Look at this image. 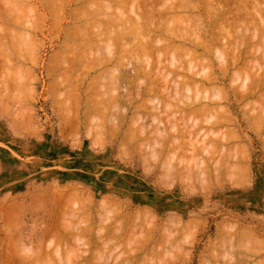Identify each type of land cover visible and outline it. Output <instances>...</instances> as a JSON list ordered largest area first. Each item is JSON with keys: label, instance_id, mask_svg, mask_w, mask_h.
I'll list each match as a JSON object with an SVG mask.
<instances>
[{"label": "rangeland", "instance_id": "rangeland-1", "mask_svg": "<svg viewBox=\"0 0 264 264\" xmlns=\"http://www.w3.org/2000/svg\"><path fill=\"white\" fill-rule=\"evenodd\" d=\"M119 1L0 0V264H18L21 258H28V252L31 251L29 253V255H31L33 248L34 250L35 248L38 249V251L35 250L36 253H43L42 256H40V259L43 257V259H41L42 261L38 256L40 254L37 255L33 253L34 255H31L33 257L37 255L38 260L42 262H37V260L34 262L35 264H45L46 262L44 263L43 260H50L52 264H69L72 259H70L71 254L69 256V252L67 251L71 253L73 249H76L74 247H77L79 244L76 243L77 245H75V242L81 239L80 237L82 236L80 235H84L82 239H85L83 240V242H85L81 243L82 246L80 245L79 254H77L78 257L82 256L81 259L84 258L81 263H87L88 261L87 264H264V122L259 121L261 124H256V126L262 125L260 128H258V126L255 128L254 124L257 123V118L260 117L257 116L255 118V116L258 115L257 110L261 111L259 107H261L264 102V87L260 90L257 89L256 97L252 96V99L249 97L243 98L244 101L243 99L242 101H238L239 99L235 98L233 95L234 92V94H236V92L237 94L242 93L241 90H243L244 87L242 88L240 86V82L243 81V79V82L247 79L248 82L246 81L247 83H245L248 84L249 78H256L258 75H264L253 74L258 70L261 72L264 69L262 67L264 66V56L262 55L261 49H257L255 52H257L256 57H258L253 58L254 61L258 63L254 62L251 58V50L254 51L256 49L255 47L253 48V46L256 45V43L258 44L259 38L252 37L253 31L251 29H254V27L250 25L255 22L253 19L254 16L255 19H258L256 16H259L257 14L264 8V0H243L242 3L244 7H239L241 6V1L239 0L237 5H233V2H228L232 6V10L235 7L240 8V10L241 8H246V12L249 13H244L245 9H242L244 11L242 12L241 10L242 16L245 15V17L242 22L235 21V24L231 21L232 18H230L232 14L227 15L229 16L227 18H229V20L231 19L230 27L228 26L230 21L227 20L229 23L225 22L226 20L224 21L226 24L225 28L232 27L230 31L228 28V30L226 29L230 32L226 38L232 43V45L230 43L231 48L233 43L237 46L236 42L238 41L239 44V41L241 43L242 39L243 41L245 40L248 45L252 42L251 47L253 49L250 50L251 54L247 53L249 56L245 54L247 63L245 64L246 67L242 69L243 71L247 68L243 71V73L246 72V74H241V71L239 74H232V71L234 72L237 70L236 67H229V74L223 75L196 74L194 76L193 74L184 73L170 74L171 76H168V81H165L167 84L163 82L159 84L161 81H159L160 77L158 76V79L157 75L160 74H139V76H144L143 79H145L141 82H147L145 84L150 85L153 84L152 82L154 81V78L151 79L152 76L156 75L157 78L154 76L156 78V83L159 82L157 84L160 86L164 84L162 87L164 90H160L162 88L155 83L152 86L144 84L143 86L141 85L142 83H139L141 78L137 79L139 76L134 77V74L131 76L130 71L133 66L145 64L143 60L144 57H149L146 58V60L149 59L152 64H155L157 56L151 51L146 52L147 54L139 51L136 43H138V39H144V36L142 38L141 36L136 38V36L133 35L134 33L131 34V27H129V29L126 28L130 21L131 23L133 22L132 18H137L136 13L138 12L136 11L135 13L127 10L128 7H131V5L128 6L130 0H127V4L126 0H124V2ZM158 1L154 2L156 8L160 7L157 6L158 3L163 4L165 2V5L163 4L161 7L167 6L168 2L171 3V0H164L163 3ZM220 1L217 3L218 5L223 3L222 1L220 3ZM105 2L106 4H110L107 6H111V8L107 7L104 4ZM134 2H131V4L133 3L132 9H129L135 11L136 8L133 9L135 6ZM216 2H218V0ZM215 3L213 2L212 4ZM185 6L181 8V13L179 12L178 14L176 11V14L178 16L181 14L180 17L184 15V13L187 16L189 15L188 17L185 15L184 17L182 16L184 18L182 22L187 19V22H184L186 25L190 24L188 20L192 17V20H194V18H201L203 22L207 19L206 14L204 15L202 11L191 7L185 8ZM258 6H262V8L260 7V9ZM119 7L121 10H119ZM161 7L159 9H162ZM215 7L219 8L216 4ZM256 7L258 12L256 9L255 11L253 9ZM114 8H116V10ZM117 9L119 14H117ZM198 11L200 14L199 16H197ZM256 12L257 14H255ZM155 13L152 15L153 18L157 15V13L156 15ZM108 14L111 16L117 14L115 17L112 16L114 19H118L121 15L123 19H125L124 16H126V14L132 16H130L129 22H125L126 25L123 26L122 29L121 26L124 20L122 19L121 22H119L115 19V23L111 24L114 19L112 20L110 16L111 19L108 18L107 20L105 15ZM134 14L135 16L133 17ZM171 14L172 13L166 17L171 18ZM185 17L187 18L185 19ZM189 17L190 19H188ZM158 19L159 17L157 20ZM170 20L168 23L171 22ZM159 21L160 20H158V22ZM173 21L171 23H173ZM196 21H194L193 24H195ZM155 22H152V26H156ZM242 23L246 24L243 25ZM193 24L192 26H194ZM236 24L238 27L235 26ZM257 24H260V18L255 25ZM177 25H174V27H178ZM181 25L182 28L185 27V24L182 23ZM128 26H131V24H128ZM189 26L192 27L191 25ZM233 27L236 28L233 29ZM171 28H173V26ZM204 29H206V27ZM236 29L238 30L235 31ZM244 29L247 31H244ZM188 30L189 29L185 28V30L181 32L188 33ZM194 30L195 33H202L201 30L198 32L195 26ZM249 30L252 35H250L251 33ZM190 31L192 30L190 29ZM238 31L240 35H237L239 34ZM179 32L174 33L178 34ZM173 34L169 33V35L165 34L167 36L164 35L165 38L163 35L161 37L167 40V38H172ZM199 35L197 36L199 37ZM201 35L200 39L202 38ZM238 36L243 37L239 40L240 37ZM159 37H157L158 42L156 43L162 45L165 41H163L164 39L162 38L159 39ZM177 39L179 38L174 39V44L178 45V43H180L182 45L183 42H179L182 40ZM161 40L162 42H160ZM227 40L224 38L223 41L226 43ZM141 41L143 42L144 40ZM219 41L221 40L219 39ZM261 41L264 42V37ZM222 43L224 44V42L221 41L220 45H222ZM241 44L238 46L240 47ZM251 47L249 45V48ZM106 48L112 49L111 51L113 54L111 51L110 53L112 56L115 55V57H113L114 60H112L113 58L111 56L109 57L110 53L109 55L107 53L109 49L106 50ZM245 49L247 50L248 47ZM227 50L230 52V48ZM177 52L178 50L174 52V55H169L170 53H160V58L161 56L163 58L165 57V59L162 58V63L166 65V62L168 63V61H170L167 59L172 56L175 60L178 59L176 63L181 59L178 65L186 66V62L183 60L186 61L188 57L185 59V56L182 57V55H184L182 52ZM255 52L253 55H255ZM198 53H200V51ZM258 53L259 55L262 53L261 55L263 57L259 56ZM229 54L231 55V52ZM105 57L106 59L108 58V64L104 63V65L101 66L102 62L105 61ZM115 58L117 59V63L119 62L123 67H121V65H119L121 68L119 66H114V62H116ZM121 58L125 62L123 61L121 63ZM216 58L215 54L212 55V53H210L205 55L204 58L197 59L194 63L198 67L203 63L202 66L205 69L204 71L214 72V70L221 65L219 64L220 61H217ZM94 59L97 60L95 61ZM101 59L102 61L100 62ZM98 61L100 65H98L99 63L94 65V63ZM141 62H143V64ZM96 65L98 66L96 67ZM241 65L242 62L239 63L237 67H241ZM257 65H259L260 68L256 67ZM112 67H117L120 72L122 69H124L123 72L128 69L130 78H132L128 79L129 75L127 73L126 75L121 74V76H123L122 80L119 79L120 75L116 73L117 68H115V70L113 69L114 72ZM104 70L106 71L104 72ZM259 71L257 73H260ZM247 73L250 74L248 75ZM114 75L118 78L119 81H117L119 83L121 82V85H118L119 83L115 81L118 87L114 84L115 88L112 90L111 83H114L112 79H117ZM117 75H119V77ZM189 75L196 78L195 82L200 79L199 82L197 81L198 84L201 83L202 78H212L211 82L208 83L206 81L203 83L204 85L201 84L200 86H203L200 89L205 88L206 92L210 95L213 91L219 92V95L221 92L220 96H222V99H219V96L208 105L210 110L212 108L215 109L211 110L213 111V115L208 113L210 117H214L218 113L216 115L217 117H215L217 118L215 121H218L219 124H217L216 127L210 124L214 122L212 118L209 119L210 123H206V119L202 121L204 120V115L201 116L203 117L202 120L200 116V119L195 116V119L198 118L200 120L198 122H194V118H190L191 120L184 119L187 120L185 121L187 125L184 120H182L180 114H183V111L180 113L176 106H183L186 100H184L185 95L183 96L182 94H192V91L186 92L183 90L185 87L179 82L180 80H184L187 76L189 77ZM180 76L183 77L181 78ZM133 77L138 82L133 80ZM146 77L151 80L150 83H148ZM234 77H236V79L232 81L231 78ZM261 78L264 77L261 76ZM131 80H133L134 83ZM128 81V85L131 86H129V88L128 85L127 87L125 86ZM135 82L137 83L136 85ZM174 83L176 85H174ZM140 86L142 89L143 87H153L152 89H154L155 92L152 90L153 93L150 92V95L140 94L141 96L139 95V97L137 96L139 92L136 93L135 90L139 89L140 91ZM181 86L183 88H181ZM188 86L190 85L188 84ZM164 87H166L167 90H165ZM171 88L173 90L176 88L178 91L177 95H179L177 97H179V100L183 98V102L181 100V102H177V99L169 101L171 98L173 99V97L177 98L175 93L172 94L174 91ZM191 88L192 87H190V89ZM191 90H193V88ZM162 91H170V96H172L170 97L167 93H163L164 95H162ZM117 94L119 95V99L117 97L118 101L115 98ZM166 94L168 95V99L165 98L167 97ZM129 96L133 98L130 99ZM224 96H227V98ZM120 97L122 102H119L121 101ZM147 97L150 98L151 102ZM152 97H156L154 102L161 101L162 103L158 102L159 104L155 105L154 102H152ZM158 97L160 100H158ZM113 99L116 101L115 104ZM203 100L204 99H202L198 105H206L209 101L205 99L207 102L205 103ZM259 100L262 103L259 102ZM168 101L169 104H171L170 106H168ZM149 102L155 106L161 105L160 107L158 106V109H160L159 112L154 106V109H157L156 113ZM166 103L168 105H166ZM74 105L75 108L78 105V110L74 108ZM218 107H220L221 110L228 111H223L226 115L222 113L225 117L229 116V118L226 117L228 121H226L224 115L222 116L221 114L220 115L224 117L223 121L220 118L218 119L221 111ZM216 110H218V112ZM263 110L261 111L262 113ZM214 112H216V114H214ZM172 113L173 115L175 113V115L173 116ZM227 113L229 115H227ZM259 115L264 116V113L261 114L259 112ZM154 116H156L157 119L159 118V123H162L165 129L161 127V124L158 122L156 123L155 119V122H152V117ZM179 117L182 121L179 120ZM134 118L136 119L135 122H133ZM75 119H77L78 123ZM190 121L191 124L193 123L192 125L188 124ZM250 121H253V124ZM154 123L160 125H157L160 130L161 128L164 129V131L161 130V132L166 131L164 136L160 133V135H156L160 130L157 131V129H155L156 133L153 132V129L157 128L153 127L156 126ZM174 123H179L177 125L181 128ZM169 124L171 125L170 129L175 126L176 129H168V126H170ZM182 124L183 127L184 124L186 125L184 128L190 126V132H188L189 128H187L188 130L184 129ZM197 125L199 129L196 130V128H198ZM209 126L212 132L216 130L219 134L222 133L220 135L221 138L222 135L225 134V136H227V138L225 137L226 140H222L224 136L222 139L219 138L217 132L212 135V132L210 133L211 129L208 130ZM138 127H142L146 132L143 133L144 130L141 131V128L139 131ZM200 128L203 130L204 134L206 130H208L209 132L206 134L208 136H204ZM194 130H196V133ZM198 130H201V132ZM179 133L181 134L179 135ZM172 134L173 136H171ZM177 134L179 137L176 136ZM196 134L201 136L199 137ZM124 135H127L126 139H124ZM191 135L194 136L192 137ZM195 135L197 138H195ZM202 135L203 138L205 137L204 139ZM155 136H162V139L165 136L164 139L169 138L166 139V142H162V140H160L161 138L159 139L161 141H159L160 144L163 145V147H161V145L156 142L158 137ZM190 137L192 138L190 139ZM170 138L173 141L178 139V141L173 142ZM123 139L124 141L122 142ZM193 140L196 146L194 142L192 143ZM201 140H206V145L203 141L204 144L202 146ZM219 141L222 142L220 144H223L222 146L224 147L219 145ZM154 142H156V144H154ZM208 142H212L215 147H218V145L222 147L219 151L212 148L215 153L209 149V152H211L210 154H214V157L210 155L209 158V152H204V147L206 148L211 145L208 144ZM120 143L123 144L120 145ZM191 143L193 144L192 147L189 146ZM145 144L146 146L148 145V147H156L155 149L157 150L158 148L159 150L156 151L153 149L154 151L150 152L152 149L149 150ZM143 146H145V148ZM214 146L211 145V147ZM225 147L227 151L231 150V152H233L230 154L231 156L234 153L237 155L234 154V158L232 157V159H229L231 156L229 158L226 157V153L224 154L222 151H226ZM217 149H219V147ZM195 150H197V152ZM192 151H194L193 155ZM221 151L222 153H220ZM229 153L230 152H228V154ZM149 154L158 157L155 159ZM219 154L220 156L223 154L226 155V158L224 155L223 158H220V156H218ZM165 157H170L169 165L167 164L168 162L164 163L168 161V158L166 159ZM217 157V160H219V158L220 160H225L224 166L227 165V162L230 161L232 163L234 161L232 165H236L237 167L229 168L234 170L233 172H235V174L232 173L231 170L232 174L230 175V169L228 170L227 166L225 167L228 171L226 169L224 170V167L222 169L219 166V168L223 170L221 175H219L220 173H218V171L220 169L217 165L220 160L217 165L215 163L217 168H215V165L212 167ZM207 158H209V160ZM211 158H213V160ZM197 159L198 161L201 159L203 162L202 167L205 164L207 167L205 166L201 169L200 165L202 163H200L201 161L196 162ZM227 159H229V161H227ZM178 160H181V162ZM192 161L196 164L194 165ZM209 161L212 163L211 166L207 164ZM230 162L228 166H232ZM162 163L171 167H168L169 171L166 170L168 169L166 168L167 166L163 168ZM191 163L194 166L193 169ZM197 165V168H200V171L198 169L199 173L201 170L203 172L207 170L205 173L201 172V177L198 175L199 173H195L197 172L195 171L197 170L195 167ZM185 166H190L192 171L194 170V174L192 172L191 175L189 173H187L188 175L185 174V172L190 171V168L188 167L189 169H187L186 167V170ZM214 169L217 170L216 174L219 175V178H216L218 175L216 176ZM225 173L227 174L224 175ZM196 174L198 176H195ZM228 174L231 176V179ZM236 174H241L242 177H240L241 179L237 178L239 181L236 180L235 182L233 176L236 177ZM229 179L230 181L233 179L234 182L231 181L230 183ZM70 193H72L73 196L69 195ZM107 200L109 202H107ZM102 206H104V208ZM64 224H66L68 228L65 227L64 229ZM69 224L72 225H70L72 227L70 231L72 232L73 230L74 233L69 232ZM73 224H76L75 229H73V226H75ZM54 227L55 229L57 227L56 230L59 231L58 233ZM52 229L55 230L57 234L53 233L51 236ZM45 230H48L49 233L51 231V233L47 235ZM76 232H78L79 236L73 238L71 234L76 236ZM58 234H63L64 236H59ZM41 237L43 243L41 242ZM55 237H58L57 239H59V237H61V239L64 237V240L62 239L63 241L60 243ZM76 238L78 239L76 240ZM50 240H55V243ZM37 241H39V244L41 242L40 247L44 246V248L42 247L41 249L39 245H36L38 244ZM52 243H54V246ZM25 245L31 249L28 251L26 247L28 252L23 253V250L26 248L20 249L19 247ZM31 245L33 246L31 247ZM55 245L58 246L57 248L59 249H57ZM13 246L15 249L18 247L16 249L17 251ZM37 246L40 248L41 252ZM71 247L72 250L70 249ZM55 250H60L62 256H59L60 251L56 252ZM82 251L83 253L80 255ZM65 252L66 254H64ZM74 252H77V249ZM74 252L73 255H77L74 254ZM22 253L24 255L20 257ZM67 255L69 256V261L66 260ZM57 256H59V260L63 258L68 261V263L64 260L59 261ZM24 258L21 260H23L25 264H33L31 262L26 263L27 260L25 261ZM134 258L136 259L134 260ZM48 261L47 264H51L48 263ZM57 261H59V263ZM79 261L75 260L72 262H74V264H80ZM104 261L105 263H103ZM21 263L20 261V264Z\"/></svg>", "mask_w": 264, "mask_h": 264}, {"label": "bare ground", "instance_id": "bare-ground-1", "mask_svg": "<svg viewBox=\"0 0 264 264\" xmlns=\"http://www.w3.org/2000/svg\"><path fill=\"white\" fill-rule=\"evenodd\" d=\"M115 1H116V0H115ZM117 1H119V0H117ZM121 1L124 2V0H121ZM121 1H119V2H121ZM130 1H131V2H134V0H130ZM130 1H129V2H130ZM136 1H137V0H135V2H134V5H135V6H134V8H133V9L136 8L135 11H134V10H130V9H132V5H133V3L131 4V2H130V4H129V2H128V6L131 5V7H128V6H127L128 8H127V7H126V8H127V10H129L130 12H135V13H136V11H137V12H138V13H136L137 18H132V21H133V22L131 23V21H130L129 18H130V16H132V15L129 16L128 14H126V16H124L125 19H123L122 15H121L118 19L115 18V19H117L119 22H121L122 19L124 20V22H122V26L119 25V24H121V23H119L118 21H116V22H118V23H119L118 25L121 26V28L123 29V26L126 25L125 22H126V21H127V22L130 21L128 24H131V26H128V24H127V27H126L127 29H129V27H131L130 30H132V33H131V32H130V33H131V34L134 33L133 35H135L136 38L139 37V36H141V38H142V37L144 36V39H143V38L141 39V40H144L143 42H142L140 39L137 40L138 43H136V44L138 45L137 48L139 49V51H141V53H144V54H147L146 52H149V51L154 52V54H156V56H157V59H156V63H155V64H154V63L152 64L151 61H149V59L146 60V58H149V57H146V58L144 57L143 60L145 61V64H144V65H140V66H133L132 70L130 71L131 76H132L133 74H134V77L139 76V74H146V75H147V74H160V75H157V77H158V76L160 77V80H159V81H161V83H159V82H157V83L162 84V82H163L164 84H165V83L167 84V82H165V81L168 79V76H169L170 74H183V73H184V74H193L194 76H195L196 74H222V75H223V74H229V73H228V72H229V67H236V69H237V70H236V69L234 68L236 71H234V72L232 71V74H239L240 71H241L240 73L242 74L243 71H245V69H247V68H245V69L242 71L243 67H246L245 64L247 63V62H246V59H245V54L250 53V50H251V49H253L254 47L256 48L254 51L251 50V52H252V57H251V56H250V57L253 59V61H254V58H255L256 55H257V52H255L257 49H261V52L263 53V54H262V53H261V54L264 56V42L261 41V39L263 40V37H264V8H262V6H258V8L261 7V8L263 9V10H262V9L260 8L261 10H260V13H258V14H257V12H258V11H257V7H256V8H253L254 11H255V9H256V11H257L255 14H257V15H259V16H256L258 19H255V16H254L253 19L255 20V22L253 21L254 23H253V24H250V25H252V26L254 27V29H253V28H252V29L250 28V29L253 31V35H252V33L250 32V30H249V32L251 33L250 35H252V37H257V38H259V42H258V44L256 43V42L258 41V40H257V41L255 42L256 45H254L253 48H252V47H251V46H252V45H251L252 42H251V43L249 44L251 48H249L248 43H247L245 40L243 41V39L241 40V38H242L243 36H242V37H241V36H238V37H240L239 40H241V43H242V44L240 43V41H239V44H238V41H237V42H236V43H237V46H236L235 43H233V46H234V47L232 46V48H231V46H230V43H231V42H229V41L227 40V38H226V36L230 33V32H229L230 29L232 28V27L229 28V27H230L229 25H231V21L234 22V24H235V21H237V22H239V21L242 22L243 18L245 17V15L242 16V15H243L242 12L245 11L244 13H246V14H249V13L246 12V8H244L245 10H244L243 8H241V10H242V9L244 10V11L242 10V12H241L240 8H237V7H235V8L233 7L234 9L232 10V9H231L232 6H231L228 2H230V3L233 2V5H237V3H238L239 1H241V2H240L241 4L239 3L241 6H239V7H244V6H243V3H242L243 0H239V1H238V0H231V1H229V0H221V1L223 2L222 4H219V5H221V6H219V5L217 4V3H219L220 0H218V2H216L217 0H193V2H196V3H193L192 0H174V2H173V0H171V3H170V2H168V1H169V0H168V1H166V2H168V3H167L168 5L165 6V7H164V6L161 7V5H163V4L165 3V2L163 3L164 0H161V1H160V0H159V1H158V0H155L156 2L158 1V2H160V3H161V2L163 3V4H159V3L157 4V6H160L162 9H159L160 7H159V8H158V7L156 8V7L154 6V2H155L154 0H150V1H149V0H138V1H137V5H136ZM221 1H220V3H221ZM77 2H78V1H77ZM101 2H102V1H101ZM213 2H214V3L216 2L215 4H216V6H218L219 8L215 7V4H212ZM259 2H260V1H259ZM89 3H90V2H89ZM169 3H170V4H169ZM100 4H101V3H100ZM104 4H105L106 6H107V5H110V4H106V2H105ZM104 4H103V5H104ZM122 4H123V3H122ZM126 4H127V0H126ZM155 4H156V3H155ZM239 4H238V5H239ZM254 4H255V3H254ZM263 4H264V3H263ZM101 5H102V4H101ZM164 5H165V4H164ZM185 5H186V6H185ZM189 5H190V6H189ZM94 6H95V5H94ZM115 6H116V5H115ZM183 6H185V8H190V7H191V8H193V9H196V10L202 11V12L204 13V15L206 14L207 19H205L204 22L201 20V18H198V19L196 18L197 21H196L195 18H194V20H192L193 17L190 19L191 16L188 18V19L191 20V21L188 20V21L190 22V24H189V22H188V24L191 25V26H192V24L194 23V21H196L195 24H193V25L198 29V32H200V30L202 31L201 34H202L204 37H203L200 33H195V32H194V31L196 30V29L194 30V26H192V27H193V29H192V27H190L189 25H186V23H184V22H187V19H186V18H187L189 15L187 16V15L184 13V15L187 16V17H185L186 20H184V21L182 22V20L184 19V18H183L184 15H182L183 17H182V16L180 17L181 14H180L179 16L176 14L177 12H178V14H179V12L181 13L180 10H181V8H182ZM188 6H189V7H188ZM213 6H214V8H213ZM251 6H252V5H251ZM98 7H99V6H98ZM107 7H110V8H111V6H107ZM113 7H114V6H113ZM120 7H121V6H120ZM120 7H119V10H121ZM263 7H264V5H263ZM11 8H12V7H11ZM121 8H123V7H121ZM129 8H130V9H129ZM183 8H184V7H183ZM107 9H108V8H107ZM114 9L116 10V8H114ZM114 9H113V10H114ZM115 10H114V11H115ZM127 10H126V11H127ZM178 10H179V11H178ZM184 10H185V9H184ZM186 10H187V9H186ZM196 10H195V11H196ZM258 10H259V9H258ZM176 11H177V12H176ZM188 11H189V10H188ZM193 11H194V10H193ZM199 11H198V13H197V14H198L197 16L200 15V14H199ZM94 12H95V11H94ZM118 12H119V11H118V9H117V14H119ZM155 12L157 13V15H156ZM240 12H241V13H240ZM252 12H253V11H252ZM154 13H155V15H156L157 18L159 17V19H158V20H160L159 22H158V20H157L156 17H155V18L152 17V15H153ZM170 13H172V14H171V15H172L171 18H170V17L167 18L166 16H168ZM194 13H195V12H194ZM200 13H201V12H200ZM203 13H202V14H203ZM250 13H251V12H250ZM117 14H115V15L117 16ZM121 14H123V13H121ZM230 14H232V16L230 17V18H232V20L230 19L231 21L229 20V18H227V17H229V16H227V15H230ZM240 14H241V16H240ZM251 14H252V13H251ZM255 14H254V15H255ZM115 15L113 14L112 16L115 17ZM155 15H154V16H155ZM191 15H193V14H191ZM194 15H196V14H194ZM204 15H203V16H204ZM108 16H109V17H108ZM110 16H111L110 14L105 15V17H107V20H108V18L111 19L112 16H111V17H110ZM134 16H135V14L133 15V17H134ZM80 17H81V16H80ZM86 17H87V16H86ZM86 17H85V18H86ZM89 17H90V16H89ZM103 17H104V15H103ZM114 17H112V20L114 19ZM249 17H250V16H249ZM251 17H252V16H251ZM126 18H128V19H126ZM162 18H163L164 20H163ZM259 18H260V24L255 25L256 22L259 21ZM79 19H80V18H79ZM79 19H78V20H79ZM110 19H109V21H110ZM115 19H114L112 22L110 21L111 24L115 23ZM170 19H171V20H170ZM199 19H200L201 21H200ZM202 19H203V18H202ZM155 20H156V22H155ZM161 20H162V21H161ZM169 20H170L171 22L174 20L173 23L169 22L170 24H173V25H170V24L168 23ZM225 20H226V21H225ZM227 20H229L230 23L227 22ZM248 20H249V19H248ZM180 21H181L183 24H185V27H184V25H183L184 28L181 27V26H182V25H181L182 23H181ZM192 21H193V22H192ZM224 21L227 22V23H229V24H228L229 27H226V28H225L226 24H225ZM152 22H153V23L155 22L156 26H152ZM157 22H158V23H157ZM174 22H176V23L178 22V23L180 24V27H179V24H178V23H177V24H178V25H177V24L174 23ZM191 22H192V24H191ZM123 23H124V25H123ZM249 23H250V22H249ZM100 24H101V23H100ZM116 24H117V23H116ZM155 24H154V25H155ZM242 24H243V23H242ZM245 24H246V23H245ZM245 24H243V25H245ZM247 24H248V22H247ZM107 25H108V24H107ZM174 25H177L179 28L176 27V26H175V27H176V28H175ZM239 25H240V24H239ZM93 26H95V25H93ZM98 26H99V25H98ZM104 26H105V25H104ZM108 26H109V25H108ZM172 26H173V28H175V29L178 28V29H177L178 31L175 30V29H173V28H171ZM188 26H189V28H188ZM235 26H237V24H236ZM26 27H27V26H26ZM96 27H97V26H96ZM105 27H106V26H105ZM205 27H206V29H204ZM237 27H238V26H237ZM71 28H72V27H71ZM119 28H120V27H119ZM185 28H186V29H189V30H188V33L185 32L186 34H185L184 32H181L182 30H185ZM227 28L229 29V31H227V30H228ZM235 28H236V27H235ZM235 28L233 27V29H235ZM247 28H248V27H247ZM77 29H79V28H77ZM86 29H87V28H86ZM101 29H102V28H101ZM190 29H191L192 31H190ZM226 29H227V30H226ZM238 29H239V28H238ZM238 29H236L235 31H237ZM241 29H242V28H241ZM239 30H240V29H239ZM245 30H246V29H244V31H245ZM120 31H121V30H120ZM151 31H152V32H151ZM179 31H180V32H179ZM196 31H197V30H196ZM240 31H242V30H240ZM246 31H247V30H246ZM150 32H151V33H150ZM174 32H179V33L177 34V33H174ZM189 32H190V33L192 32V33L190 34ZM232 32H233V30H232ZM120 33H121V32H120ZM169 33H172V34L174 33V34L172 35V38L168 39V38L166 37L167 40L164 39V38H165L164 35H165V34H168V35H169ZM204 33H205V34H204ZM238 33H239V34H237V35H240V32H239V31H238ZM241 33H242V32H241ZM118 34H119V33H118ZM187 34H188V35H187ZM199 34H200L201 37H202L201 39H200V35H199ZM125 35H126V34H125ZM162 35H163L164 38L161 37ZM197 35H199V37H198ZM243 35H244V33H243ZM89 36H90V35H89ZM159 36H160V37H159ZM165 36H167V35H165ZM77 37H78V36H77ZM95 37H96V36H95ZM129 37H130V36H129ZM157 37H159V39H160V38L164 39L163 41H165V42L162 43V45H160L159 43H156V42H158ZM232 37H233V35H232ZM234 37H236V36H234ZM104 38H105V37H104ZM111 38H112V37H111ZM176 38H179L180 40H182V41H179V42H183V44L181 45L180 43H178V45H177V44L175 45V44H174V39H176ZM203 38H204V39H203ZM222 38H223V39H222ZM224 38L227 40L226 43H225V41H223ZM229 38H230V37H229ZM92 39H93V38H92ZM179 39H177V40H179ZM219 39H220L222 42H224V44L222 43V45H220V44H221V41H219ZM247 39H248V38H247ZM88 40H89V39H88ZM104 40H105V39H104ZM139 42H140V43H139ZM160 42H162V40H161ZM18 43H19V42H18ZM121 43H122V42H121ZM255 43H254V44H255ZM134 44H135V43H134ZM179 44H180V45H179ZM234 44H235V45H234ZM240 44H241V46L239 47L238 45H240ZM157 45H158V46H157ZM159 45H160V46H159ZM225 45H226V46H225ZM231 45H232V43H231ZM229 46H230V47H229ZM242 46H243V48H242ZM123 47H124V46H123ZM247 47H248L249 50H248V49H247V50L245 49V48H247ZM228 48H230L231 55L229 54V53H230L229 50H227ZM237 48H238V51H237ZM95 49H96V48H95ZM107 49H109V50L107 51V53H108V55H109V53H110V51H111L112 49L110 50V48H106V50H107ZM20 50H21V49H20ZM102 50H103V49H102ZM177 50H178L177 53H181V52H182V53L184 54V55H182V57L185 56V59H186V57H188V58L186 59V61L183 60L184 62H186V66H184V65H178V63H179V61H180L181 59L179 58L180 60L178 61V63H176L178 59L175 60V58H172V56H170L171 59H170V58L167 59V60H170V61H168V63L166 62V65H164L165 63L163 64V63H162V60L165 59V57L163 58V57L161 56V58H160V53L163 52V53H168V54L170 53L169 55H174V54H175L174 52H176ZM179 51H180V52H179ZM199 51H200V53H198ZM235 51H236V52H235ZM151 52H150V53H151ZM254 52H255V55H253ZM111 53L113 54L112 51H111ZM111 53H110L109 57H110V56H111L112 58L115 57V55L112 56ZM114 53H115V52H114ZM177 53H176V54H177ZM210 53H212V55L215 54V56L217 57L216 60H217V61H220V63H219V62H218V63L221 64V65H219V67H218L217 69L214 70V72L210 71V72H212V73H210L209 71H208V72L204 71L205 69H204V67L202 66V65H203L202 62H201V63H202L201 66H202V67H201V66L198 67V66L194 63V62H196L197 59L202 58V57L204 58L205 55L210 54ZM152 54H153V53H152ZM228 54H229V55H228ZM250 54H251V53H250ZM261 54L259 55V53H258L259 56H262ZM131 55H132V54H131ZM164 55H165V54H164ZM169 55H168V56H169ZM177 55H178V54H177ZM151 56H152V55H151ZM246 56H249V54H247ZM263 56H262V57H263ZM107 57H108V56H107ZM253 57H254V58H253ZM257 57H258V56H257ZM257 57H256V58H257ZM262 57H260V58H262ZM67 58H68V57H67ZM103 58H104V57H103ZM112 58H111V59H112ZM122 58H123V56H122ZM122 58H121V60H122ZM162 58H163V59H162ZM107 59H108V58H107ZM107 59H106V57H105V61L103 60L104 62H102L101 66L104 65V63L108 64V63H107V61H108ZM115 59H116V58H115ZM123 59H124V58H123ZM94 60H95V59H94ZM96 60H97V59H96ZM96 60H95V61H96ZM112 60H114V58H113ZM121 60H120V62L122 63L124 60H122V61H121ZM139 60H140V59H139ZM255 60H256V59H255ZM263 60H264V57H263ZM70 61H71V60H70ZM101 61H102V59L100 60V62H101ZM115 61H116V62H114V63H115L114 66H117V67H118L119 65H121V67H123L122 64H120L119 62H118L119 64L117 63V59H116ZM144 61H143V62H144ZM165 61H166V60H165ZM100 62L98 61V62L94 63V65H95V64H98V63H99L98 65H100ZM110 62H111V61H110ZM124 62H125V61H124ZM143 62H141V63L143 64ZM241 62H242L241 67H237L238 64L241 63ZM248 62H249V61H248ZM254 62L258 63L257 61H254ZM111 64H112V63H111ZM117 64H118V65H117ZM167 64H168V65H167ZM94 65H93V66H94ZM98 65H96V67H97ZM129 65H131V64H129ZM168 66H169V67H168ZM209 66H210V65H209ZM248 66H249V65H248ZM261 66H262V65H261ZM57 67H58V66H57ZM72 67H73V66H72ZM80 67H81V66H80ZM117 67H114V68L112 67V70H113V69L115 70V68H117ZM119 67H120V66H119ZM121 67H120V68H121ZM250 67H252V66H250ZM256 67L260 68L259 65H257ZM262 67L264 68V66H262ZM262 67H261V69H262ZM74 68H75V65H74ZM180 68H181V69H180ZM72 69H73V68H72ZM125 69H127V68H125ZM234 69H233V70H234ZM255 69H256V68H255ZM75 70H76V69H75ZM114 70H113V71H114ZM119 70H121V69H119ZM123 70H124V69H122V71L120 72V71H118V68H117V69H116V71H117L116 73H119L120 77H119V75H117V76L119 77V79L122 80V77H123V76H121V74H125V75H126V74L128 73L129 76H128V75H127V76H128V79H129V78H130V74H129L128 69L126 70V71H128V72H126V71L123 72ZM248 70H249V69H248ZM248 70H246V71H248ZM252 70H253V69H252ZM252 70H251V71H252ZM256 70H257V69H256ZM256 70H254V71H256ZM105 71H106V70H104V72H105ZM182 71H183V72H182ZM251 71H250V73L252 74ZM254 71H253V72H254ZM258 71H259V70H258ZM258 71H257V72H258ZM114 72H115V71H114ZM114 72H112V73L115 74ZM125 72H126V73H125ZM257 72H254L253 74H264V69H263L261 72L259 71L260 73H257ZM102 73H103V72H102ZM107 73H109V72H107ZM250 73H249V74H250ZM243 74H246V72L243 73ZM247 74H248V73H247ZM249 74H248V75H249ZM115 75H116V74H115ZM115 75H114V76H115ZM125 75H124V76H125ZM222 75H221V76H222ZM154 76L156 77V75H154ZM154 76H152V78H151V79L154 78V81H153L152 83H153V84H154V83L157 84L156 81H155V79H156L157 77L155 78ZM170 76H171V75H170ZM194 76H190V75H189V77L187 76L184 80H182V81L180 80L179 83H180L181 85H183V87H185V89H183V90H185L186 92H188V91H189V92L192 91V94H182L183 96L185 95L184 100H186V102L184 103L183 106H178V105H177L176 108L178 107V110L180 111V113H181V111H183V112H182L183 114H180V115L182 116V120H184V119L189 120L190 118H191V119L194 118L195 121H194V120H193V121H194V122H198V121H200V120H199L200 118H201V120H202L203 117H204V120H202V121H205V119H206L205 122H206V123H208V122L210 123V120H209V119L212 118V119H214V120H213L214 122H213V123L211 122L210 124H211V126L214 125V126L216 127V125L219 124L218 121H215V120L217 119V118H215V117H217L216 115H217L218 113L216 114V112H214V114H216V115H215L214 117H213V116L210 117V116H209L210 113H211V115H213V111H211V110H212V109L215 110V109L212 108V109L210 110V108L208 107V105H210V104L212 103V100H214L215 98H218V97L221 95V92H220V95L218 94L219 92L217 93L216 91H215V92L213 91V93H212V91H211V93H212L211 95L208 94V93L206 92L205 88H204V89H200V88L204 85L203 83H205L206 81H207L208 83L211 82L212 78H204V79L202 78V81H203V82L201 81V83L198 84L197 81L199 82L200 79L197 80V81L195 82L196 78H195ZM234 76H235V75H234ZM238 76H239V75H238ZM259 76H260V75H258V77L256 76V78H249V83H248V84H246V83L248 82L247 79L245 80V82L247 81L246 83L243 82L244 79H243V81L240 82V83L242 84V85L240 84V86H241L242 88L244 87V89L241 90L242 93H240L241 91L239 92L240 94H237V92H236V94H234L235 92L233 93V95L235 96V98H238V99H239L238 101H240V100L242 101L243 98H249V97L251 98L252 96H255V95H256V92H257V89L260 90L262 87H264V80H263L264 78H261V76L264 77V75H261L260 77H259ZM115 77H116V76H115ZM134 77H133V80H135ZM159 77H158V79H159ZM180 77H181V76H180ZM182 77H183V76H182ZM182 77H181V78H182ZM198 77H199V76H198ZM239 77H240V76H239ZM101 78H102V77H101ZM116 78H117V77H116ZM131 78H132V77H131ZM131 78H130V79H131ZM140 78H141V79H140ZM143 78H144V76L142 77V75H140V76L137 78V79H140V80H139V81H140L139 83H142L141 85H143V84H144V85H150V84H145V83H147V82H145V83L141 82V81H144V80H145V79H143ZM146 78H147V77H146ZM169 78H170V77H169ZM245 78H246V77H245ZM247 78H248V77H247ZM108 79H109V78H108ZM111 79H112V77H111ZM147 79H148V78H147ZM214 79H215V77H214ZM216 79H217V78H216ZM231 79H232V81H233V80L236 79V77L231 78ZM112 80H114V83H113V82L111 83V84H112V85H111V89L113 90V88H115V86H117L116 83H117L119 80H118V78H117V79L114 78V79H112ZM117 80H118V81H117ZM123 80H124V79H123ZM133 80H131V81L133 82ZM237 80H238V79H237ZM239 80H240V79H239ZM115 81H116V83H115ZM135 81L138 82L137 80H135ZM150 81H151V80L148 79V83H150ZM157 81H158V80H157ZM167 81H168V80H167ZM173 81H174V80H173ZM178 81H179V80H178ZM215 81H216V80H215ZM126 82H127V80H126ZM136 82H135V85L137 84ZM242 82H243V83H242ZM118 83H119V82H118ZM120 83H121V82H120ZM120 83H119L118 85H121ZM130 83H131V82H130ZM133 83H134V82H133ZM139 83H138V84H139ZM176 83H177V82H176ZM196 83H197V84H196ZM114 84H115V86H114ZM128 84H129V81H128V83H126V85H125V84H124V85L127 87ZM153 84H151L150 86H152ZM159 84H157V86H158ZM164 84H163V85H164ZM188 84H189L190 86H188ZM201 84H203V85L200 86ZM124 85H123V86H124ZM131 85H133V84H131ZM139 85H140V84H139ZM139 85H138V86H139ZM144 85H143V86H144ZM163 85H162V86L159 85V87L162 88ZM174 85H176V84L174 83ZM207 85H208V84H207ZM129 86H130V85H128V88H129ZM15 87H16V86H15ZM117 87H118V86H117ZM130 87H131V86H130ZM140 87H141V86H140ZM140 87H139V88H140ZM166 87H167V86H166ZM166 87H164L165 90H167ZM183 87L181 86V88H183ZM190 87H192L193 90H191L192 88L190 89ZM204 87H205V86H204ZM241 87H240V88H241ZM152 88H153V87H150V88H147V87L144 88V87H143V89H142V87H141V88H140V91H141V92L139 91V89H138V90L136 89L135 91H136V93L139 92V93L137 94V96H139L140 94H141V95H143V94L150 95V92H152V90H153V92H155L154 89H152ZM154 88H155V87H154ZM212 88H213V87H212ZM216 88H217V87H216ZM240 88H239V89H240ZM242 88H241V89H242ZM111 89H110V90H111ZM125 89H126V88H125ZM141 89H142V90H141ZM156 89H157V88H156ZM158 89H159V88H158ZM171 89H172V88H171ZM174 89H175V90L172 89V90L174 91V92H172V94L175 93V94H176V97L179 96V95H177L178 91L176 90V88H174ZM207 89H208V88H207ZM234 89H235V88H234ZM237 89H238V88H237ZM75 90H76V89H75ZM116 90H117V89H116ZM160 90H164V89L162 88V89H160ZM178 90H179V88H178ZM214 90H215V89H214ZM231 90H233V89H231ZM217 91H218V90H217ZM153 92H152V93H153ZM168 92H169V93H168ZM168 92H166V91L163 92V91H162V95H164L163 93H167V94L170 96V91H168ZM181 92H182V91H181ZM230 93H231V92H230ZM128 94H129V93H128ZM167 94H166V95H167ZM141 95H140V96H141ZM166 95H165V96H166ZM168 95H167V97H165V96H164V97H165L166 99H168ZM182 95H181V96H182ZM230 95H231V94H230ZM115 96H116V95H115ZM115 96H114V97H115ZM118 96H119V95L117 94V96L115 97L116 100H117V97H118ZM140 96H139V97H140ZM171 96H172V95H171ZM171 96H170V97H171ZM174 96H175V95H174ZM227 96H228V95H227ZM227 96H226V97L224 96V97L227 98ZM260 96H261V95H260ZM76 97H77V96H76ZM129 97H130V96H129ZM231 97H232V96H231ZM255 97H256V96H255ZM255 97H254V98H255ZM100 98H101V97H100ZM132 98H133V97H130V99H132ZM147 98H149V97H147ZM147 98H146V99H147ZM178 98H179V97H177V98L173 97V99L171 98V100H169V101H172V100H174V99H175V100L177 99V102H181V101L183 102V101H184L183 98H180L181 101H180ZM220 98L222 99V96H220L219 99H220ZM225 98H224V99H225ZM233 98H234V97H233ZM76 99H77V98H76ZM118 99H119V97H118ZM152 99H153L152 102H154V100H156V97H152ZM202 99H204L203 101H204L205 103H207V102L205 101V99H207V101L209 100L210 102L208 101V103H207L206 105L203 103L205 106L202 105V104H199V105H198V103L201 102ZM219 99H217V100H219ZM251 99H252V98H251ZM113 100L115 101V99H113ZM120 100H121V101H119V102H122L121 97H120ZM128 100H129V98H128ZM149 100H150V98H149ZM158 100H160L159 97H158ZM178 100H179V101H178ZM215 100H216V99H215ZM245 100H246V99H245ZM117 101H118V100H117ZM124 101H125V100H124ZM169 101H168V104H169ZM243 101H244V99H243ZM263 101H264V100H263ZM129 102H130V101H129ZM150 102H151V100H150ZM150 102H149V103H150ZM158 102H159V101L154 102V104H155V105H156V104H159L161 101H160L159 103H158ZM213 102H214V101H213ZM215 102H216V101H215ZM255 102H256V101H255ZM259 102H261V101L259 100ZM93 103H94V102H93ZM108 103H109V102H108ZM115 103H116V101L114 102V104H115ZM161 103H162V102H161ZM256 103H257V102H256ZM261 103H262V102H261ZM150 104H151V103H150ZM154 104H151V105H150V106H153V109H154L155 107L158 109V108L161 106V105H160V106L158 105V106H159V107H158V106H155ZM168 104L166 103V105H168ZM177 104H178V103H177ZM135 105H136V104H135ZM170 105H171V104H169L168 106H170ZM197 105H198L199 107H198ZM201 105H202V107H201ZM217 105H218V104H217ZM217 105H216V106H217ZM262 105L264 106V102H263ZM262 105H261V107H259V109H261V111L264 109ZM108 106H109V105H108ZM154 106H155V107H154ZM77 107H78V105L76 106V108H75V105H74V108H75V109H77ZM105 107H106V106H105ZM135 107H136V106H135ZM210 107H212V106H210ZM136 108H138V107H136ZM147 108H148V107H147ZM151 108H152V107H151ZM218 108H220V107H218ZM262 108H263V109H262ZM89 109H90V108H89ZM149 109H150V108H149ZM157 109H154V111H156ZM77 110H78V109H77ZM77 110H76V112H77ZM159 110H160V109H158V112H159ZM220 110H221V108H220ZM220 110H219V111H220ZM255 110H256V109H255ZM255 110H254V111H255ZM210 111H211V112H210ZM216 111L218 112V110H216ZM221 111H222V112H221ZM221 111H220V113H219L218 119L220 118V119L223 121V118H224L225 115H226L224 112H225V111L228 112V111H227V110H225V111H224V110H221ZM223 111H224V112H223ZM261 111L257 110V112H258L257 114H258V115H256L255 118H256L257 116H260V117L257 118V119H258V121L256 120L257 123H254V124H255V128L258 126V125L256 126V124H258V123L261 124V123H260L261 121L264 122V116L259 115V112H260L261 114H263V113H264V110H263V113H262ZM177 112H178V111H177ZM70 113H71V112H70ZM77 113H78V112H77ZM77 113H76V114H77ZM84 113H85V112H84ZM154 113H155V112H154ZM156 113H157V111H156ZM208 113H209V114H208ZM222 113L225 114V115L223 114L224 117H222V116H223ZM104 114H105V113H104ZM198 114H201V115H198ZM220 114H221L222 116H221ZM253 114H254V113H253ZM154 115H155V114H154ZM170 115H171V113H170ZM172 115H173V113H172ZM174 115H175V113H174ZM174 115H173V116H174ZM197 115H198V116H197ZM203 115H204V116H203ZM205 115H206V116H205ZM207 115H208V116H207ZM227 115H229V114L227 113ZM254 115H255V114H254ZM69 116H70V115H69ZM181 116H180V117H181ZM195 116L198 117V118H199V116H200V118H199V119L197 118V119H198V120H197V119H195ZM201 116H203V117H201ZM77 117H78V116H77ZM77 117H76V118H77ZM101 117H102V116H101ZM124 117H125V116H124ZM180 117H179V120H180ZM205 117H209V118H205ZM221 117H222V118H221ZM226 117L229 118V116H226ZM226 117H225V119H226ZM70 118H71V117H70ZM90 118H91V117H90ZM121 118H122V117H121ZM121 118H120V119H121ZM250 118H251V117H250ZM77 119H78V118H77ZM77 119H75L76 122H77ZM102 119H103V118H102ZM112 119H113V118H112ZM154 119L156 120V123H157V122L159 123V118L157 119L156 116L152 117V120H153L152 122H155ZM171 119H172V117H171ZM191 119H190V120H191ZM207 119H208V121H207ZM253 119H254V118H253ZM110 120H111V118H110ZM118 120H119V119H118ZM157 120H158V121H157ZM182 120H180V121H182ZM187 120H184V122L187 121ZM119 121H120V120H119ZM135 121H136V119L134 118V119H133V122H135ZM174 121H175V120H174ZM177 121H178V120H177ZM211 121H212V120H211ZM222 121H221V123H222ZM224 121H225V120H224ZM226 121H228V119H226ZM253 121L255 122V119H254ZM253 121H252V122L250 121V122L253 124ZM259 121H260V122H259ZM71 122H72V121H71ZM114 122H115V121H114ZM121 122H122V120H121ZM160 122H161V119H160ZM77 123H78V122H77ZM77 123H76V124H77ZM156 123H154V124L156 125ZM170 123H171V120H170ZM180 123H181V122H180ZM185 123H186V122H185ZM221 123H220V124H221ZM224 123H225V122H224ZM159 124H161V127L164 128V127L162 126V123H159ZM172 124H173V123H172ZM174 124L177 125V124H179V123H177V124L174 123ZM188 124H191V121H190ZM192 124H193V123H192ZM192 124H191V125H192ZM222 124H223V123H222ZM157 125H158V124H157ZM157 125H156V126H153V127H157V128H154V129H153V132H155V133H156L155 129H157V131L160 130V128L158 127V126H160V125H158V126H157ZM169 125H170V124H169ZM175 125H172V126H175ZM186 125H187V123H186ZM186 125L184 124V127H185ZM194 125L196 126L195 123H194ZM194 125H193V127H194ZM208 125H209V124H208ZM141 126H143V125H141ZM177 126H178V125H177ZM180 126H181V125H180ZM197 126H198V125H197ZM261 126H262V125H261ZM261 126H258V128H260ZM128 127H129V126H128ZM143 127H144V126H143ZM170 127H171V125L168 126V129H170ZM178 127H179V126H178ZM178 127H177V128H178ZM182 127H183V124H182ZM184 127H183V128H184ZM189 127H190V126H189ZM189 127H187V128H189ZM140 128L142 129V127H138V130H139ZM144 128H145V127H144ZM162 128H161V130L164 131L165 128H164V129H162ZM173 128L176 129V126H175V127H172V129H170V130H173ZM179 128H181V127H179ZM187 128H184V129H187ZM255 128H254V130H255ZM141 129H140V130H141ZM197 129H199V126H198V128H196V130H197ZM200 129H201V128H200ZM209 129H211L210 126H209L208 130H209ZM75 130H76V129H75ZM140 130H139V131H140ZM143 130H144V131H143ZM161 130H160L159 132H157L156 135H158V134L160 133V134H163L162 136H164V134L166 133V131H165V132H161ZM187 130H188V129H187ZM192 130H193V128H192ZM196 130H194L195 133H196ZM201 130H202V129H201ZM201 130H200V131L198 130V131L201 132ZM208 130H206L205 134H204V132H203V130H202V132H203L202 134H204V136H205L206 134H208V133H207V132H209ZM256 130H257V129H256ZM104 131H105V130H104ZM141 131H143V133L146 132L145 129H142ZM184 131H185V130H184ZM184 131H183V132H184ZM194 131H193V132H194ZM129 132H130V130H129ZM183 132H182V133H183ZM188 132H190V128H189V131H188ZM191 132H192V131H191ZM211 132H212V129H211L210 133H211ZM216 132H217L216 130H215V131L213 130L212 135H213V133L215 134ZM225 132H226V131H225ZM168 133H169V132H168ZM174 133H175V132H174ZM184 133H185V132H184ZM184 133H183V134H184ZM186 133H187V132H186ZM217 133H218V132H217ZM125 134H126V133H125ZM160 134H159V135H160ZM180 134H181V133H179V135H180ZM187 134H188V133H187ZM200 134H201V133H200ZM221 134H222V133H221ZM221 134L218 133L219 138H221V137H220ZM229 134H230V133H229ZM231 134H232V133H231ZM128 135H130V134H128ZM168 135H170V134H168ZM179 135L177 134L176 136L179 137ZM185 135H186V134H185ZM188 135H189V134H188ZM196 135H197V134H196ZM196 135H195V138H197ZM162 136H161V137H160V136H159V137H158V136H155V137H158V140L156 141L157 143L160 144V142H161L160 140H162V142H164V141L166 142V141H167L166 139L169 138V137H168V138L164 139V138L166 137V136H165V137L162 139ZM171 136H173V134H172ZM191 136H192V135H191ZM193 136H194V135H193ZM193 136H192V137H193ZM197 136L200 137L201 135H197ZM206 136H208V135H206ZM209 136H210V135H209ZM216 136H217V134H216ZM223 136H224V138H223ZM124 137H125L124 139H126L127 135H124ZM136 137H137V136H136ZM181 137H182V136H181ZM192 137H190V139H191ZM217 137H218V136H217ZM225 137L227 138V136H225V134H224V135H222V138H223V139H222V138H221V139H222V140H226ZM150 138H151V137H150ZM160 138H161V139H160ZM202 138H203V135H202ZM204 138H205V137H204ZM204 138H203V139H204ZM212 138H213V137H212ZM228 138H229V137H228ZM230 138H231V137H230ZM96 139H97V138H96ZM124 139L122 140V142L124 141ZM154 139H155V138H154ZM159 139H160V140H159ZM170 139H171V138H170ZM198 139H200V138H198ZM209 139H210V138H209ZM151 140H152V139H151ZM155 140H156V139H155ZM171 140H172V139H171ZM174 140H175V137H174ZM196 140H197V139H196ZM212 140H213V139H212ZM217 140H218V139H217ZM159 141H160V142H159ZM172 141H173V140H172ZM177 141H178V139H177L176 141H173V142H177ZM185 141H186V140H185ZM201 141H202V140H201ZM203 141H204V143L207 142L206 140H203ZM203 141H202V143H201L202 146H203V144H204ZM99 142H100V141H99ZM156 142H154V144H156ZM193 142H194V145L196 146L194 140L192 141V143H193ZM197 142H198V141H197ZM197 142H196V143H197ZM192 143H191V145H189V146L192 147V145H193ZM220 143H222V142L219 141V145H221ZM122 144H123V143H122ZM122 144L120 143V145H122ZM146 144H147V143H146ZM146 144H145V146H146ZM152 144H153V143H152ZM162 144H164V143H162ZM208 144H211L212 146H214L212 142H208ZM214 144H215V143H214ZM160 145H161V144H160ZM177 145H178V143H177ZM205 145H206V143H205ZM211 145H210V146H207V147H210V148H207V147H206L208 150L204 147V149H205L204 152H205V151L209 152V149H210V151H211L212 148H214L216 151H217V150L219 151L220 148L222 149V147H224V146H222L223 144L221 145L222 147H220V146L218 145L219 149H217V148H218L217 146H216V147H215V146H214V147H211ZM216 145H217V144H216ZM145 146H143V147L145 148ZM170 146H171V145H170ZM233 146H234V145H233ZM146 147H148V145H147ZM161 147H163V145H161ZM144 148H142V149H144ZM148 148H149V150L152 149V150H150V152H153L154 150H156V149H155L156 147H153V148H152V147L149 146ZM171 148H172V147H171ZM174 148H175V147H174ZM237 148H238V147H237ZM153 149H154V150H153ZM162 149H163V148H162ZM195 149H196V147H195ZM199 149H200V148H199ZM214 149H213V150H214ZM225 149H226V147H225ZM122 150H123V149H122ZM147 150H148V149H147ZM147 150H146V151H147ZM149 150H148V151H149ZM157 150H159V149L157 148ZM157 150H156V151H157ZM163 150H164V149H163ZM173 150H174V149H173ZM197 150H198V149H197ZM197 150H195V151L197 152ZM213 150H212V151H213ZM228 150H229V148H228ZM234 150H235V149H234ZM129 151H130V150H129ZM138 151H139V150H138ZM165 151H166V150H165ZM165 151H164V152H165ZM202 151H203V150H202ZM202 151H200V152H202ZM222 151L224 152V154L226 153V155H227V156H226V155L223 154L224 157L226 156V157H228V158L231 156L230 154L233 153V152H231V150L227 151V149H226V151H225V150H222ZM222 151H221L220 153H222ZM126 152H127V151H126ZM162 152H163V151H162ZM171 152H172V151H171ZM193 152H194V151H192V155H193ZM228 152H230V153L228 154ZM234 152H235V151H234ZM173 153H174V151H173ZM210 153H211V152H209L208 157H209L210 155H211V157H214V154L212 155V154H210ZM213 153H215V152L213 151ZM217 153H218V152H217ZM175 154H176V153H175ZM203 154H204V153H203ZM234 154H235V153H234ZM234 154H233V155L231 156V158H229V159H232V157L234 156ZM146 155H148V154H146ZM149 155H150V154H149ZM158 155H159V153H158ZM164 155H165V154H164ZM172 155H174V154H172ZM192 155H191V156H192ZM223 155L220 156V154H219L218 156H220V158H221V157L223 158ZM235 155H237V154H235ZM150 156H151V157L153 156L155 159H157L156 157H158V156H156V155H155V156H154V155H150ZM165 156H167V155H165ZM194 156H195V155H194ZM194 156H193V157H194ZM145 157H146V156H145ZM148 157H149V156H148ZM226 157H225V158H226ZM237 157H238V156H237ZM165 158H166V157H165ZM167 158H168V157H167ZM167 158H166V159H167ZM169 158H170V157H169ZM169 158H168V161H166V162H164V163H167V162H168L167 164L169 165V164H170V163H169ZM191 158H192V157H191ZM199 158H201V157H199ZM209 158H210V157H209ZM209 158H207V159L209 160ZM220 158H219V160H220ZM233 158H234V157H233ZM180 159H181V158H180ZM187 159H188V158H187ZM193 159H194V158H193ZM202 159H203V158H202ZM211 159L213 160V158H211ZM217 159H218V157L216 158V160H217ZM229 159H227V161H229ZM164 160H165V159H164ZM190 160H192V159H190ZM216 160H215V161H216ZM219 160H217L216 162L214 161V164H213L212 167H214L215 163H216V165H217V163H218ZM221 160L223 161L224 159H221ZM221 160H220V161H221ZM178 161L181 162V160H178ZM187 161H188V160H187ZM199 161H201V159H200ZM199 161H198V159L196 160V162H199ZM203 161H204V160H203ZM220 161H219V164H220V165H219V164L217 165L218 168H219V166H220V168H222V169H223V167H224V170H225V169H226L225 166H227V167H228V170H229V169L232 168V167H235V168L237 167L236 165H234V166L232 165V163L234 162L233 160H232V161H233L232 163L229 161L230 164H231L232 166H230V165L228 166V163H229V162H227V161H226V162H227V165L224 166L225 160H224L223 162H222V161L220 162ZM192 162H194V161H192ZM212 162H213V161H212ZM200 163H202L201 165H200V164H199V165H200L201 169H203V167H205L206 164L202 167L203 162L201 161ZM162 164H163V163H162ZM195 164H196V163L194 162V165H195ZM207 164H210V166H211L212 163L209 161V163H207ZM233 164H234V163H233ZM168 165L163 164V168L166 167V166H167L166 168H168V167H169ZM188 165H189V164H188ZM216 165H215V168H217ZM147 166H148V165H147ZM192 166H193V165H192V163H191V167H192ZM221 166H222V167H221ZM186 167H187V169L190 168V169H189L190 171H189V172H185V174L189 173V174L191 175V172L193 173V171H194V170L192 171V169L194 168V166L192 167V169H191L190 166H185V169H186ZM188 167H189V168H188ZM195 167L197 168L198 165L195 166ZM206 167H207V166H206ZM229 167H230V168H229ZM151 168H152V167H151ZM169 168H171V167H169ZM169 168L166 169V170L169 171ZM220 168H219V169H220ZM235 168H234V169H235ZM173 169H174V166H173ZM187 169H186V170H187ZM198 169H199V171H200V168H197V170H195V171H197V172H195V173H197V174L199 173V172H198ZM204 169H206V168H204ZM219 169H218V170H219ZM226 170H227V169H226ZM228 170H227V171H228ZM231 170H232V169L229 170L230 175H231L232 173L235 174V172H233L234 170H232V173H231ZM235 170H236V169H235ZM173 171H174V170H173ZM173 171H172V172H173ZM205 171L207 172V170H205ZM205 171L203 172V171L201 170V172H203V173H205ZM214 171H215V174H216L217 170L214 169ZM222 171H223V170H221V169L218 171V173H220L219 175H221ZM227 171H226V172H227ZM201 172H200V173H201ZM229 172H227V173H229ZM183 173H184V172H183ZM200 173L198 174L199 176L202 175V173H201V174H200ZM223 173H224V172H223ZM227 173H225L224 175H226ZM193 174H194V173H193ZM193 174H192V175H193ZM197 174H196L195 176H198ZM187 175H188V174H187ZM187 175H185V176L188 177ZM217 175H218V174H216V176H217ZM219 175H218V177H216L215 175H214V176H215L216 178H219ZM228 175H229V174H228ZM230 175H229V178L231 179V176H230ZM236 175L239 176V177H237V176H236V177L233 176V178H235V179H234L235 182H236L237 178L241 179L240 177H242L241 174H239V175L236 174ZM168 177H169V176H168ZM170 177H171V176H170ZM200 177H201V176H200ZM202 177H203V176H202ZM226 177H228V176H226ZM204 178H205V177H204ZM165 179H166V177H165ZM230 179H229V181H230ZM239 179H238L237 181H239ZM231 181L234 182L233 179H232ZM231 181H230V183H231ZM244 182H245V181H244ZM237 184H238V182H237ZM189 188H190V187H189ZM69 195H72V193H70ZM75 195H76V194H75ZM72 196H73V195H72ZM68 197H69V196H68ZM78 197H79V196H78ZM81 197H82V196H81ZM84 199H85V198H84ZM85 201H86V199H85ZM68 202H69V201H68ZM107 202H109V201L107 200ZM81 203H82V202H81ZM108 205H109V204H108ZM104 206H105V205H104ZM104 206H102V207L104 208ZM106 207H108V206H106ZM113 208H114V207H113ZM99 210H100V209H99ZM65 212H66V211H65ZM66 213H67V212H66ZM68 213H69V212H68ZM74 213H75V212H74ZM15 214H16V213H15ZM59 217H60V216H59ZM138 217H139V216H138ZM57 220H58V219H57ZM55 221H56V220H55ZM70 222H71V221H70ZM72 222H73V221H72ZM14 223H15V222H14ZM62 223H63V222H62ZM66 223H67V222H66ZM68 223H69V222H68ZM64 225H65V226H64ZM64 225H63V226H64V229H65V227L68 228V226H67L66 224H64ZM70 225H71V224H69V227H70V228L68 229L69 232H71L70 229H72V227H71L72 225H71V226H70ZM73 225H75V226H73V229H75L76 224H73ZM51 226H52V225H51ZM55 226H56V225H55ZM63 226H62V227H63ZM77 226H78V225H77ZM82 228H83V227H82ZM17 229H18V228H17ZM48 229H49V228H48ZM54 229H55V227H54ZM56 229H57V227H56ZM56 229H55V230H56ZM50 230H51V228H50ZM52 230H53V229H52ZM55 230L52 231L51 236L53 235V233H55ZM60 230H61V229H60ZM76 230H77V229H76ZM167 230H168V229H167ZM45 231H46V230H45ZM47 231H48V230H47ZM47 231H46V233H47V235H48L49 231H48V232H47ZM62 231H63V229H62ZM62 231H61V232H62ZM64 231H65V230H64ZM14 232H15V231H14ZM56 232L58 233L59 231L56 230ZM72 232H73V230H72ZM72 232H71V233H72ZM113 232H114V231H113ZM50 233H51V231H50ZM50 233H49V234H50ZM57 233H55V234H57ZM62 233H63V232H62ZM73 233H74V232H73ZM76 233H77L76 236H75L74 234H71V235L73 236V238L79 236L78 232H76ZM165 233H167V232H165ZM65 234H66V233H65ZM82 234H83V233H82ZM47 235H46V236H47ZM58 235H59V234H58ZM61 235L64 236L63 234H61ZM61 235H59V236H61ZM56 236H57V235H56ZM68 236H69V234H68ZM80 236H82V237L84 238V235H80ZM224 236H225V235H224ZM29 237H30V236H29ZM82 237H80V238L82 239ZM141 237H142V236H141ZM144 237H145V236H144ZM222 237H223V236H222ZM241 237H242V236H241ZM18 238H19V237H18ZM49 238H50V237H49ZM53 238H54V236H53ZM55 238H56V237H55ZM57 238H58V237H57ZM57 238H56V239H57ZM63 238H64V237H62V239H63ZM80 238H79V239H80ZM139 238H140V237H139ZM51 239H52V238H51ZM60 239H61V237H59V239H57V240H59L60 243H61V241H63L64 239H63V240H62V239L60 240ZM77 239H78V238H76V240H77ZM81 239H80V240H77V241L75 240V241H76V242H75V245H77L76 243L79 244V245H77V247H74V248L77 249V252H74L76 249H73V250H72V247L70 248V249L72 250L71 253H70V251H67V252H69V253H68L69 256H70V254H71V257L74 258V259H73V258L70 257V259H72V261H75V260H76V261H79V260H80V261H79L80 264H87L88 261H87V263H85V262H82V263H81V261H83L82 259H84V258L81 259L82 256H79V257H78L79 250H80V245H81V243H84V242H85V241L83 242V240H85V239H82V240H81ZM140 239H141V238H140ZM73 240H74V239H73ZM73 240H72V241H73ZM14 241H15V240H14ZM16 241H17V240H16ZM20 241H21V240H20ZM28 241H29V240H28ZM39 241H40V240H39ZM39 241H37L38 244H36V245H39V247H40L41 242L43 243L42 237H41V242H40V244H39ZM50 241H51V240H50ZM50 241H49V245H50ZM52 241H53V240H52ZM52 241H51V242H52ZM54 241H55V240H54ZM54 241H53V242H54ZM69 241H70V240H69ZM19 243H20V242H19ZM54 243H55V242H54ZM54 243H52V245H53ZM58 243H59V242H58ZM60 243H59V244H60ZM63 243H64V242H63ZM30 244H31V243H30ZM56 244H57V243H56ZM59 244H57V245L60 246ZM66 244H67V243H66ZM70 244H72V243H70ZM85 244H86V243H85ZM42 245H43V244H42ZM83 245H84V244H83ZM19 246H20V245H19ZM21 246H22V245H21ZM32 246H33V245H31V247H32ZM53 246H54V245H53ZM53 246H52V247H53ZM55 246H56V245H55ZM58 246H56V248H57ZM65 246H66V245H65ZM81 246H82V245H81ZM171 246H172V245H171ZM13 247H14V246H13ZM16 247H17V246H16ZM24 247H25V248H26V247L28 248L27 245H25V246H23V247H19V248H20V249H23ZM37 247H38V246H37ZM39 247H38V248H39ZM42 247L44 248V246H42ZM42 247H40V248L42 249ZM50 247H51V246H50ZM52 247H51V248H52ZM69 247H70V246H69ZM78 247H79V248H78ZM17 248H18V247H17ZM17 248H16V249H17ZM27 248L24 249V250H26V251L23 250V253L28 252L29 249H31V248H28V251H27ZM40 248H39V251L41 252ZM45 248H46V246H45ZM48 248H49V247H48ZM53 248H54V247H53ZM82 248H83V247H82ZM14 249H15V247H14ZM16 249H15V250H16ZM49 249H50V248H49ZM57 249H59V248H57ZM57 249H56V250H57ZM61 249H62V248H61ZM84 249H85V248H84ZM35 250L38 251L37 248H35ZM35 250H34V248L32 249L33 252L31 253V255H32L33 253H36ZM43 250H44V249H43ZM47 250H48V249H47ZM56 250H55V251H56ZM82 250H83V249H82ZM216 250H217V249H216ZM12 251H13V250H12ZM16 251H17V250H16ZM20 251H21V250H20ZM44 251H45V250H44ZM50 251H51V250H50ZM59 251H60V250H59ZM59 251H56V252H59ZM244 251H245V250H244ZM13 252H14V251H13ZM30 252H31V251H30ZM30 252H28V255H29ZM52 252H53V251H52ZM73 252H74V254H77V253H78V254H77V255H73ZM20 253H21V252H20ZM23 253L20 254L21 256H20V255H19V256L22 257V255H24ZM46 253H47V252H46ZM53 253H54V252H53ZM61 253H62V252L60 251L59 256H62ZM80 253H81L80 255H82L83 251L80 252ZM8 254H10V253H8ZM36 254H37V255L40 254V255H38V256H39V259H40V256H42L43 253L41 254V253L38 252V253H36ZM56 254H57V253H56ZM56 254H55V255H56ZM64 254H66V252H65ZM98 254H99V253H98ZM4 255H5V254H4ZM26 255H27V253H26ZM26 255H25V257H26ZM28 255H27V257H28L27 259L23 257L25 261L27 260L26 263H30V262H31V263L35 264L34 262H36V261L38 260V258H37L38 256L35 255V257H33V256L29 255V256H30V257H29ZM33 255H34V254H33ZM68 255H67V258L69 257ZM83 255H84V254H83ZM104 255H105V254H104ZM237 255H238V254H237ZM19 256H18V257H19ZM51 256H52V255H51ZM59 256H57L58 260H59ZM74 256H75V257H74ZM96 256H97V255H96ZM99 256H100V255H99ZM99 256H98V257H99ZM2 257H3V256H2ZM18 257H17V258H18ZM47 257H48V256H47ZM54 257H55V256H54ZM84 257H86V256H84ZM98 257H97V258H98ZM100 257H101V256H100ZM102 257H103V256H102ZM160 257H161V256H160ZM7 258H8V257H7ZM23 258H21V259H23ZM45 258H46V257H45ZM50 258H51V257H50ZM61 258H62V257H61ZM64 258H66V257H64ZM67 258H66V260L69 261V258H68V259H67ZM76 258H77V259H76ZM86 258H87V257H86ZM86 258H85V259H86ZM95 258H96V257H95ZM95 258H94V259H95ZM105 258H106V257H105ZM236 258H237V257H236ZM21 259H20V260L17 259V260H19V261H18L19 263L17 262L18 264H20V261L22 262L21 264L24 263V261L21 260ZM41 259H43V257H42ZM41 259H40V260H41ZM87 259H88V258H87ZM87 259H86V260H87ZM103 259H104V258H103ZM135 259H136V258H134V260H135ZM238 259H239V258H238ZM5 260H6V259H5ZM56 260H57V259H56ZM61 260H64L65 262L68 263V261H66V260L63 259V258L60 259L59 261H61ZM86 260H84V261H86ZM96 260H97V259H96ZM128 260H129V259H128ZM130 260H131V259H130ZM1 261H2V260H1ZM41 261H42V260H41ZM43 261H44V263L46 262L45 264H47V261H48V260H43ZM59 261H57V262L59 263ZM72 261H71V263H69V264H74V262H72ZM238 261H240V260H238ZM242 261H243V260H242ZM37 262H40V261L38 260ZM51 262H52V261H50V260L48 261V263H51ZM65 262H63V263H65ZM5 263H6V262H5ZM7 263H8V262H7ZM40 263H42V262H40ZM103 263H105V261H104ZM241 263H242V262H241ZM24 264H25V263H24ZM38 264H39V263H38ZM51 264H52V263H51ZM59 264H62V263H59ZM65 264H66V263H65ZM75 264H76V263H75ZM99 264H102V263H99Z\"/></svg>", "mask_w": 264, "mask_h": 264}]
</instances>
